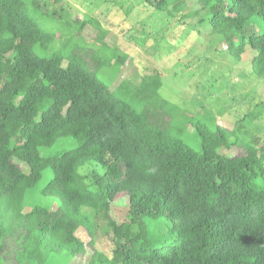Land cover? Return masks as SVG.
Masks as SVG:
<instances>
[{
    "label": "trees",
    "instance_id": "obj_1",
    "mask_svg": "<svg viewBox=\"0 0 264 264\" xmlns=\"http://www.w3.org/2000/svg\"><path fill=\"white\" fill-rule=\"evenodd\" d=\"M51 1L0 0V264H72L87 253L81 228L88 264H264L259 139L199 122L200 148L190 147L181 139L190 122L162 97V73L140 66L139 85L120 81L129 57L106 43L110 32ZM189 2L134 0L125 13L198 17L235 61L251 54L250 73L264 80V0H196L179 16ZM87 26L97 46L83 40ZM60 141L75 146L42 153ZM235 144L238 156L221 153ZM152 166L158 177L143 174ZM121 194L129 213L118 224L110 213ZM100 233L109 254L97 249Z\"/></svg>",
    "mask_w": 264,
    "mask_h": 264
},
{
    "label": "rangeland",
    "instance_id": "obj_2",
    "mask_svg": "<svg viewBox=\"0 0 264 264\" xmlns=\"http://www.w3.org/2000/svg\"><path fill=\"white\" fill-rule=\"evenodd\" d=\"M134 0H59L51 1L58 6H69L72 19L80 22L89 17L102 25L110 33L106 43L117 47L128 55L123 68L122 79L139 85L141 66L148 75L160 71L165 89L162 97L178 107L179 114L190 125L181 137L195 150H199V138L194 136V127L199 122L214 124L228 131L235 130L245 141L259 139L264 146V80L250 73L251 54L245 55L240 62L235 61L227 48L222 49L217 39L209 31L199 28V18H185L182 23L171 21L167 12L159 13L152 8L134 5L126 15ZM196 0H191L179 16H188L197 10ZM204 28L208 29L207 23ZM143 28V29H142ZM198 31L199 34H198ZM97 29L87 26L81 31L83 40L94 44ZM100 35V34H99ZM96 45V43L94 44ZM97 46V45H96ZM124 74V75H123ZM59 142L44 155L57 154L75 145H62ZM241 150L236 144L221 153L235 157ZM25 173L29 168L19 163ZM52 172L46 171L39 183L42 189ZM46 204L45 201H43ZM53 205V210L56 209ZM129 200L126 194L116 197L111 204V218L118 224L127 220ZM76 235L84 241L87 253L76 258L72 264H88L92 249L89 247L88 232L81 228ZM109 241L100 233L97 235V249L109 254Z\"/></svg>",
    "mask_w": 264,
    "mask_h": 264
},
{
    "label": "clouds",
    "instance_id": "obj_3",
    "mask_svg": "<svg viewBox=\"0 0 264 264\" xmlns=\"http://www.w3.org/2000/svg\"><path fill=\"white\" fill-rule=\"evenodd\" d=\"M143 174L149 178L158 177L160 174V170L158 166H152L144 169Z\"/></svg>",
    "mask_w": 264,
    "mask_h": 264
}]
</instances>
